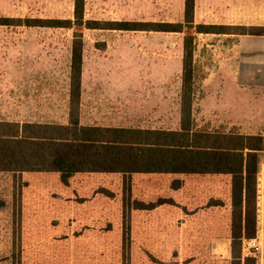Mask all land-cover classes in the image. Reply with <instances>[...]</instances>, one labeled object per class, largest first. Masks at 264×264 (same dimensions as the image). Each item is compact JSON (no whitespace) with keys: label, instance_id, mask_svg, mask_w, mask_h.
<instances>
[{"label":"rangeland","instance_id":"rangeland-1","mask_svg":"<svg viewBox=\"0 0 264 264\" xmlns=\"http://www.w3.org/2000/svg\"><path fill=\"white\" fill-rule=\"evenodd\" d=\"M251 3L246 0L245 11H224V0H195V23L231 25L228 31L243 32L237 34L186 27H11L10 36L20 42L14 62L22 73L21 119L67 123L71 45L73 32L80 31L85 79L79 122L177 129L182 43L192 33L196 126L264 134V124L244 121L264 102V93L259 99L252 90L235 89L240 80L264 90V40L245 39L244 51L253 54L241 62L252 63L253 70L230 75L239 68L237 40L264 34V5L253 9ZM183 4L85 0L84 19L182 22ZM72 12L73 0H0V17L14 22L72 19ZM254 208L246 230L254 237L232 250L228 175L79 172L64 182L53 171L0 172V264H264L262 165Z\"/></svg>","mask_w":264,"mask_h":264},{"label":"trees","instance_id":"trees-1","mask_svg":"<svg viewBox=\"0 0 264 264\" xmlns=\"http://www.w3.org/2000/svg\"><path fill=\"white\" fill-rule=\"evenodd\" d=\"M84 4L85 0H73L72 19L19 18L14 22L10 17H0V24L170 32H182L186 27L204 34L243 33L228 31L231 25L195 23V0H184L183 21L174 23L85 20ZM194 44L195 34L186 33L182 43L177 129L83 125L76 115L83 42L81 32L74 31L67 123L0 122V171H53L64 182L79 172L228 175L233 207L232 250L242 239L253 238L255 231L246 230L254 223L264 135L196 126L192 117Z\"/></svg>","mask_w":264,"mask_h":264},{"label":"crops","instance_id":"crops-1","mask_svg":"<svg viewBox=\"0 0 264 264\" xmlns=\"http://www.w3.org/2000/svg\"><path fill=\"white\" fill-rule=\"evenodd\" d=\"M251 3L252 8L254 6H261L264 5V0H252ZM246 0H224V11H230L236 9L237 11H245ZM248 6V5H247ZM195 8V6H194ZM233 8V9H232ZM251 8V9H252ZM18 26L15 24H0V122H11V123H18L22 124L23 122H36V123H47V122H39V121H31V120H22L21 119V93H22V73L20 67H15V58L20 55V42L19 38L10 36L11 27ZM14 30L12 29V32ZM259 39L264 40V34H258V36L249 37L245 35L244 37H240L237 41L238 46V60H234L239 66L237 71H232L230 75L232 76H240L243 75V70L251 71L253 70L252 63L241 62L242 58L249 57L251 52L244 51V42L245 39ZM240 56V58H239ZM10 60L12 61V67H9ZM243 66H246V69H242ZM248 73V72H247ZM84 69L83 64L81 67L80 73V94H79V106H81L80 97L83 98L84 93ZM51 84L48 85V91L51 95ZM237 90H252V94L254 98L259 97L264 93V90L255 89L254 84H250L249 82H241L240 80L236 82ZM44 90H47V87H44ZM264 98V96H262ZM83 100V99H82ZM262 100V99H261ZM8 108H12L11 111H7L5 113L4 110H9ZM249 119L244 120L245 122L252 123V124H264V102L261 101L260 105L253 110L249 116ZM79 120V119H78ZM80 123V122H79ZM82 124V123H80ZM87 125V124H83ZM107 126V125H101ZM112 127H123V126H112ZM254 131V130H253ZM253 131L248 132L246 134H254ZM261 131V130H259ZM256 132V131H255ZM258 134V133H257ZM262 134V133H259ZM264 135V134H262ZM264 166V160H262L260 167ZM260 171V170H259ZM4 172V171H0ZM259 173V172H258ZM258 176V175H257Z\"/></svg>","mask_w":264,"mask_h":264}]
</instances>
